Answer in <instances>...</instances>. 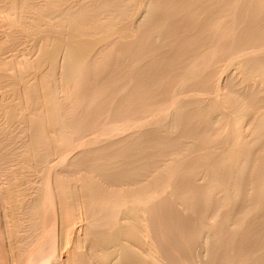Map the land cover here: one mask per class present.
I'll return each mask as SVG.
<instances>
[{
    "label": "bare ground",
    "instance_id": "6f19581e",
    "mask_svg": "<svg viewBox=\"0 0 264 264\" xmlns=\"http://www.w3.org/2000/svg\"><path fill=\"white\" fill-rule=\"evenodd\" d=\"M50 1H51V3L47 6V8L43 12H42V8H41L42 6H40V9L38 8V6H35L36 2L33 4L34 5L33 6V5H30L32 2L28 3L27 0H10V3L9 4L7 3V5H8L7 7H4V5H1L2 0L0 2V5L3 6V7L0 6V17L2 18V20H0L1 21L0 22V124H1L0 126H2L1 127L2 130L6 129L5 131L7 132V133H5V131L1 132L2 135L0 136V139L5 134L7 135L6 137H8V133H9L8 131H11L10 133H12L13 126L17 127L18 122H20V124L18 123V125H21V122L24 123L25 128L21 125V127H23V128L20 129L19 128L20 126H19L18 129H20L19 131H21V130L25 131V129H26V131L29 133V135L27 136L25 134V133H27L26 131H25V133L23 132V134H25L28 137V139L26 140L27 143L24 142V140H23V142L20 141L21 143H19L20 145L18 147L15 146V147H17L18 152H19L17 154H20V152H21V150L19 151V149H23L22 148L23 143L28 145V147H30V151H31V152L30 151H28V152H30L31 155L27 154L28 153L27 150H29L28 147H27L28 148L27 150L24 149L25 150L24 154L30 156L29 161L30 160L32 161V163H30L31 161L29 162L30 163L29 169L31 168V165L33 164L35 167V168H33V169H35L34 171H37V173H38L39 172L38 170H40V172L42 173L41 178H40L41 180H38V182L40 181L39 182L40 186H39V184L36 186V187L39 186L40 189L35 188V189L39 190L40 192L38 194L36 193L37 195L33 194L36 196H34V198L31 199L29 197L30 195L28 194L29 190L28 191L26 190L27 188L25 189L24 192H21L22 191L21 187L24 186L23 183L27 182V180L25 179L26 181L25 182L22 181V183H21V181H20L21 177L17 176V174L15 175V173L19 172L18 170H20V168H23V167L25 168V166L23 165L22 167H20L17 170L18 165H20V164L22 165V163H23L22 162V163H19L17 165V163H18L17 160L21 159V157L16 159V161H17V163L15 162L16 164H13L14 163L13 160H15V159L12 160L13 161V163H12V162H10V158H9V163L13 164L11 166L9 165L11 168L14 167V165H17V167L15 166L16 168H12L13 171L16 169L14 174H12V170L10 171L11 176L9 173H6V172H9L8 170H10L11 168H5V167H7V165L3 167L5 169H8L7 171L5 170L6 171L5 173L4 172L3 173L7 177H9V179H7V181H6V179L4 178L6 176L2 175L3 176L2 178L0 176V178H1L0 179V190L4 191V192H2L3 194L0 195V196H2V198L0 197L1 198L0 202L3 201L2 203L4 204V205H2V203H0V208L2 206H4V207H2L3 210H2L1 216L3 218L2 221H3L4 225L6 226V227L4 226L3 228L5 229V231L7 229V231H8L7 237L9 236L8 238H10V240H6V242L7 241L9 242L8 244L5 242V245H6L5 246V252H6L5 256L7 257V261H5V262H7L8 264L9 263L12 264L14 262L21 260L22 261L21 264L22 263L23 264H164V261H163L164 259H162V256L161 255L158 256V254H157L158 253L157 251H159V250L156 251L154 244H152L153 242L149 243L147 241V237H149L148 236L149 234L147 231H149L148 228H150V225H151L147 220V214H148V212L150 213V211H151V208H150L151 206H149L148 204L155 197L166 192L168 190V188L172 185L174 178L178 177L180 175V172H178V169H179V166L177 165L178 163L173 165L172 167L169 166L170 167L169 168L168 165H171L172 163L171 164L166 163L165 156L167 154L170 155L169 157L171 159L169 158V160L172 161L175 158L182 157L185 154V152L186 153L188 152L186 150H189V151L198 150L197 146L195 147V145L194 146L193 145H184L183 142H181L180 144L179 143L177 144V143H175L176 139L174 141L175 144L173 142H171L168 144L163 143V145L162 144L160 145L159 143L161 141H159V140L161 138H159V136H157V135H156V138L154 137L156 139L155 140V139H152L150 137L144 138L145 134L142 135L143 137L139 136V138H138V136H136V137H134L135 139H132V138H129L131 136L128 134L129 136L126 138L127 140L126 139H125L126 141L124 140V142H125L124 145H123L121 139H120L121 143H122L121 146H120V143L117 144V143L113 142V144L116 145V149H115V146L112 145L111 142H109V144L111 143V146L109 147L107 145L106 147L108 149H111V148H113L112 146H114L113 149H115V150L113 151L111 149L112 151H111V153L108 152V153H110V154L107 153L108 155H105V153H103L101 150H97L98 148L97 149H95V147L91 148V149H93V151L96 150L97 152L98 151L100 152L99 154L101 156L100 157L101 159L98 158L97 161L94 160L93 161L94 163L91 162L92 164H95V165H91L90 166L91 169L88 168L89 175L87 174V176L89 178H91L93 173L96 174L95 171L97 169L99 171V168H102L101 171H103V172L101 174H103L102 176H103L104 180L108 177V179H107L108 183H107V181H103V179H101V181H100L101 183H100L98 180L100 177L99 176H98V178L95 177L97 174L98 175L100 174V172L99 173L97 172L96 175H93L95 179L97 178L96 179L97 181L94 180V178L88 179V177L86 176L85 178L83 177V179L81 178L80 182L78 181L79 182L78 185L75 184L76 183L75 182L74 183L75 185L70 186V185H67L69 182L68 183H67V181L64 182V180H63L64 177H61V175H63L64 172L62 173L61 170L59 171L58 169L60 167H62L65 163H67V160L69 159V157L70 158L72 157L71 154L75 150L77 151V149L79 147L81 148L85 145L87 146L89 143L95 144V143L101 142L102 140L104 142L105 139H107V138L111 139L109 137H113V136L116 138L117 135H119V137H120L121 133H126L128 131L140 130L141 128L149 125L151 121H152V123H153V121L157 122V123H162L163 126L165 127V130H162L163 132H161V133L164 134V132L169 133L171 131H175L176 129L179 130V127H181V125H179V123L182 122V119L184 116H187L190 123L195 122L197 124L196 125L197 128L195 127V125H193V126L188 125L187 127L183 128L181 133H182V135H192V136L193 135L199 136L200 134H202V132H204V131H202V130H204V128H202V127L203 126L206 127V125L208 126V127H206V129L210 128L209 130H211L213 132L218 128L220 129V127L222 125L224 126L225 129L237 128V126H239V125H242V126L247 125L246 123L241 124L242 120L244 121L250 114V113H248V116H247L246 109H249L250 107H247L249 102H248V100H245L244 98L240 102L239 101H237L236 103L233 102L234 104H230L231 106L229 105V107L226 106L228 109L225 107L226 110H228L227 113L231 117V119H229L230 118L229 117L228 118L229 121L226 120V122L224 121L225 120L224 115L226 113L223 112L224 111L223 109L221 112H219L220 111V110H218L219 107H213V108H216L215 111L218 110V112H219V113H217V112L214 113L213 111L212 112L208 111V110L212 109V107H210L208 110H203L204 108L200 109L198 106L197 107L194 106V102H192V106H190L189 108L185 106L186 104H183L184 99L188 95H195V94L200 95L199 93H201V91H197L196 86L198 85L197 83H199L198 77L199 76L202 77V75H200L201 74L200 69L204 68L205 66H208V64L211 65L209 63L210 59H208V57L210 56V58H211L214 55L218 54V52L222 53V51L221 52L218 51L220 48V45H221V49H222V42L225 41L227 38L228 39L233 38L231 36L233 33H234L233 34L234 37H237L236 35L238 33L235 32L236 31V24L238 22V19L241 17H239V16L234 17V9L236 7L238 8L239 3L241 1L240 0H217V2H215V4H214L215 5L214 8L216 10L215 16L211 15V16H213V18L208 20V21H205L206 27L211 28V29H220L221 27H224V24H227V23H229L230 26H228L227 28L224 27L223 28L224 30L218 31L219 33H217V37H216L214 43L211 46L208 45L209 47H205L207 49L205 50L204 53H202V55L197 56V54L196 55L193 54V55H191V58L189 57L190 58V60L188 61L189 64L187 63V66L186 67L184 66L185 68L183 69V71L177 75L178 77L176 76V79H174V81L176 80L175 83L179 84V85L174 84L178 88L176 86H175L176 88L170 87L171 92L169 91V97H168V93H167V99H164L160 102L159 101L158 102L152 101L148 104L146 103V105L145 104L140 105L139 107H137V109H138L137 111H135L134 113H133V111L135 109L132 111L133 114L131 116H124V112H122L123 114L120 115V117H118V116L114 117L112 115V118H110L111 115L109 114V117H106V118L103 117L104 119H99V122L98 121L95 122L96 123V124L94 123L95 126L92 125V127H91V125H90L89 126L90 132L88 131L89 133H84L81 136L80 135L77 136V134L80 132V130L77 131V129H80L79 127L81 126L80 122L77 123L78 121H80L78 119L80 117L79 116H70V113L72 111H75L78 108L79 104L85 103L88 99H91V101H92V98L95 97L94 95H90V92L88 95L83 96L78 91V89L82 86V83L84 81L83 79H85V77H88V76H86V74L83 73V71H85L87 64H89L88 59L92 55H95V53L98 50L101 51V49H104L107 46L109 47V45L111 46L113 43H116L117 41H121L122 39H124L127 36L126 35V32H128L127 30L131 26H132V28H134L133 27L134 24L136 25L135 29H137L138 27H143V25H146L149 27L151 14L154 13L153 12L154 10L158 9L160 11L161 6H159L160 4H158V2H156V0H78V1L76 0L77 2H74L71 6H67V7H65L66 4L64 5V3L62 2L63 0H61L62 3L60 1H58L59 2L58 3L56 0H50ZM200 1H202V0H200ZM39 2H41V0ZM4 3L6 4L5 1H4ZM66 3H68V2H66ZM69 3H71V1H69ZM180 3H181V1H180ZM187 3H189V2H187ZM210 3H212V2H210ZM261 4L262 3H260V4L258 3V5L252 7V13H254L256 10H258V7ZM249 5H250V3H249ZM186 6H187V4H185L182 7L189 9V7H186ZM200 6H202V5H200ZM206 6L207 5H205V7ZM44 7H45V5L43 6V8ZM203 7L204 6H202L201 9H203ZM210 7H212V6H210ZM261 7H263V6H261ZM197 8H199V7H197ZM173 9L174 8H171L170 10L174 11ZM208 9H207V11H209ZM249 12H251V11H249ZM255 13H257V12H255ZM173 14H174V12H173ZM239 14H240V12H239ZM245 14L247 15V13H245ZM200 15H201V13H200ZM28 16H33V19L30 20V17H28ZM55 16H57V18ZM61 16H62V18L57 20ZM171 16H172V14H171ZM191 16H193L195 18L194 15H191ZM5 17H10L11 22L8 23L5 20L8 23V24H6L5 21H3V19ZM27 17H28L30 22H26ZM186 17H188V15H186ZM190 18H192V17H190ZM194 18H193V20H194ZM249 18H250V21H252L251 19H253V18H251V17H249ZM195 19H197V18H195ZM203 19H204V17H203ZM243 19H245V18H243ZM243 19H241V20H243ZM55 20H57V22ZM248 20H247V22H248ZM257 20H258V18H257ZM226 21H229V22L226 23ZM252 22L255 24H253L252 26H251V24H248L249 28H250V26L255 27L256 21H252ZM245 23H246V21H245ZM152 24H154V23H152ZM257 25H259V24H257ZM157 26H159V25H157ZM199 27H201V26H199ZM241 27H242V25H241ZM152 28H153V26H152ZM256 28L258 29L260 27L256 26ZM155 29H157V28H155ZM25 30L28 31V34L27 33L24 34V36L26 35V37L22 38L21 32H24ZM138 30H139V28H138ZM259 30L260 29H258V32H256L257 34L254 32L251 33V35L253 34L252 35L253 38L250 37L251 39H248V38L244 39L241 36H240L241 39L239 37L237 38V40L235 39L237 43L239 42L242 44L240 45L238 43V45H235V47H233L231 53L229 51V53H230L229 58L227 57L228 59H226L228 62L222 68H220V73H219V70L217 68L216 72L219 73V74H216L217 76H215L216 72H214L213 75L215 77V80L213 81L214 77H212L213 79H211V80L214 83H216L217 92H216V94H212V95H215L217 97L218 95H220V91L221 92L225 91L224 89H222V87L224 85L221 82H223V78L227 77L228 74L231 75L230 74L231 71H229L230 68H232L234 66V64H236L238 61H240V60L242 61V59L245 60L246 57L250 58L249 56H251V57L256 56L253 54H257L258 56H260L262 58H258V59L252 58L251 61H249L250 63H247L246 65L244 64V66H241V67L236 66V68H241V71H242V69H243L242 67H244V68H246L245 72L247 70L250 71V72L247 71L249 76L245 75L242 77V78L245 77V80L251 81V83H253L252 80L254 81V83H255V81L256 82L258 81L257 84L259 82H260V84H261V82L264 83V55H263L264 54V27L262 26L261 30L260 31ZM240 31H243V30H240ZM149 32H152V31H149ZM185 32H187V30ZM201 32H202V30L199 31V33H201ZM136 34L134 33V36L138 35V34L137 35ZM150 34L153 35V33H150ZM249 34L250 33L246 34V35H248L246 37H249ZM254 34H256V35L254 36ZM196 35H198V34H196ZM196 35L193 34L194 37H198ZM202 35H203V33H202ZM205 36H207V35H205ZM159 37H160V35H159ZM188 37H190V35L187 36V38ZM148 38H150V37H148ZM191 38H192V35H191ZM191 38H189V39H191ZM211 38H213V36ZM214 38H215V36H214ZM132 39H134V37ZM181 39H183V38L181 37ZM198 39H202V37L201 38L198 37ZM169 41H171V39ZM186 41H188V40L185 39V42ZM193 41H195V40H193ZM209 42H210V40H209ZM23 43H24V45L29 46L28 47L29 52H30L29 54L35 53V55L34 54L33 55L36 58V60L32 61L33 59L32 60L26 59V56H24L25 61L26 60L32 61L30 63L31 69L30 70L28 69V71H26L27 69L24 71L23 67H25V66H22V65H24V62H25L24 60H22L24 58H23L22 52L20 50L21 49L20 47ZM131 43H133V41ZM211 43H212V40H211ZM145 45H146V43H145ZM145 45H143V46H145ZM224 45H226V44L223 42V46ZM205 46H207V45H205ZM231 47H228V48H231ZM28 48H27V52H28ZM224 48L226 49L227 46ZM23 49H24V47H23ZM24 50H22V51H24ZM199 50H201L200 47H199ZM227 50H225V51H227ZM202 52H203V50H202ZM141 53H142V51H141ZM141 53H139V55ZM191 53H193V52H191ZM227 53L224 52L222 55L223 56H224V54L227 55ZM36 55L38 58L36 57ZM261 55H263V56H261ZM100 57H102V56H100ZM216 57H219V56L217 55ZM27 58H29V55ZM91 58H93V57H91ZM106 58H108V57H106ZM106 58H104V59H106ZM224 59H225V57H224ZM215 61H216V59H215ZM242 63L239 62V64H241V65H242ZM163 64H165V63L163 62ZM27 66L29 67V64H27ZM90 68H91V66H90ZM87 69H88V67H87ZM205 69H206V67L204 68V70ZM85 72H87V71H85ZM159 72H160V70H159ZM212 73L213 72L211 71V74ZM137 74H138V71H137ZM238 74H236V76ZM148 75H149V73H148ZM205 75H207V73ZM134 76H132V77H134ZM144 76H145V74H144ZM246 76H248V77H246ZM123 77H124V75L122 76V78ZM141 77H143V76H141ZM194 77L198 78V82L196 83L197 85L194 87V89H192V87H190L191 89H188L190 84L193 82L192 78H194ZM249 77L251 78V80H249L250 79ZM122 78L120 75V77L118 79H122ZM202 78H204V75ZM228 78H230V77H227V79ZM153 79H152V81H153ZM227 79L225 78V80H227ZM194 80H195V78H194ZM88 81H89V79H88ZM190 81H191V83L188 85V83ZM205 81H207V80H205ZM212 81H210V82L212 83ZM244 82L245 81L242 80L241 84ZM121 83H123V82H121ZM205 83H207V82H205ZM226 83L227 82H225L224 84H226ZM254 83H253V86H255ZM116 84H114V85H116ZM199 84H201V83H199ZM235 84H237V83L235 82ZM91 85L94 86L96 84H94V85L91 84ZM148 85H149V83H148ZM180 85L184 86V88L182 86L179 87ZM261 85H263V84H261ZM96 86H98V84ZM99 86H100V84H99ZM204 86H203V88L207 87V89H208L209 86H211V85H209V86L207 85L205 87ZM229 86H232V85L230 84ZM229 86H226V88ZM121 87H119V88L121 89ZM245 87H246V85H245ZM255 87H257V86H255ZM104 88L105 87L103 85L102 89L104 90ZM138 88H141V89L136 91L137 94L140 93V98H143L145 94L147 95V91H145V90H147L146 87H138ZM91 89H93V87ZM95 89H93V90H95ZM105 89H108V88L106 87ZM207 89H199V90H202V93H204L203 90H205L206 91L205 94L207 96V93H209V91L207 92ZM213 89L214 88L212 87V90ZM229 89H230V87H229ZM140 90H141V92H138ZM247 90H246V92L249 91V90L248 91ZM261 90H262V88H261ZM132 91H131V93H133ZM234 91H236V90H234V89H233V91L228 90V92H230V95H231V92H234ZM83 92H85V91H83ZM149 92H148V94H149ZM165 92H168V90ZM242 92H245V89ZM254 92H256V90H254ZM96 93H97V91H96ZM250 93L252 94L253 91L251 90ZM101 94L99 95V99L101 98L100 97ZM205 94H202V95L205 96ZM255 94L259 95V92H258V94L257 93H255ZM141 95H142V97H141ZM226 95L227 94H225L224 96H226ZM103 96L104 95H102V97ZM135 96H133V98L130 97L131 99H133L132 100L133 103L137 99V98L134 99ZM137 96H139V94ZM224 96H222V97H224ZM235 96H236V98L239 97L237 95H235ZM244 96H246V95H244ZM97 97H98V95H96V98H94V99H97ZM117 98H118V96H117ZM124 98H125V96H124ZM201 98H203V97L201 96ZM211 98H212V96L209 97L208 100ZM262 98L264 99V97H262ZM130 100H129V103L131 102ZM195 100H193V101H195ZM126 101H128V100H126ZM185 101H187V100H185ZM221 101H222V99H221ZM249 101H252V98ZM256 101H257V98L254 99V102H256ZM124 102L125 101H123L122 103L120 102L121 108H119V110L122 109L123 106H127V103L125 102L126 104H124ZM215 102H217V101H215ZM220 103L221 102H219L217 104H220ZM200 104H202V102L199 103L198 105H200ZM213 104L216 105V103H211V105H213ZM225 104H227L226 101H225ZM260 104H261V102L257 106L258 108H259ZM223 105H224V102H223ZM135 106L131 105L132 109ZM203 106L205 107L206 105H203ZM250 106H253V105H250ZM257 107H256V109H257ZM261 107H263V106L261 105ZM128 108L130 109V107H128ZM253 108H255V106H253ZM23 109H26V110L29 109V110L22 115L21 113H22ZM99 109H100V107H99ZM125 109H127V108H125ZM251 109H252V107H251ZM119 110H118V113H120ZM258 110H260V108ZM258 110H256V111H258ZM130 111H131V109L129 110V113L131 114ZM259 112L262 113V117L260 116L261 120H260V122H258V125L257 126L254 125L257 127V129L253 130V132L255 131L254 135L256 138L261 134L262 130L264 129V107H263V110H261ZM129 113L126 112L125 114L130 115ZM81 114H82V112H81ZM253 115H255V114H253ZM258 115H257V117H258ZM257 117L255 119H257ZM18 119H19V121H18ZM252 120H253V118H252ZM16 121H18V122L16 123ZM249 121L247 123L251 124L252 122L249 123ZM76 123L78 124V126L79 125L80 126L78 127ZM183 123H184V121H183ZM256 127H254V128H256ZM7 129H9V130H7ZM91 129H92V131H91ZM160 129H162V128H160ZM14 130H15V127H14ZM236 130H239V129H236ZM242 130L245 131V132H243V134L247 132L246 128H245V130L244 129H242ZM247 130H251V129L248 128ZM216 131L214 132L215 134H217L218 132L223 133V131H220V130L217 133H216ZM230 131L231 130H229V132ZM213 132L211 133V135H214ZM225 132H226V130H225ZM18 133L20 134V132H18ZM161 133H160V135H162ZM263 133H264V131H263ZM158 134H159V132H158ZM202 135H204V133ZM26 136H24V138H26ZM235 136H237V137L234 138L232 140V142L230 141L231 146L229 147V151H227L226 155H220L218 159H212L211 160L208 158L209 159V162H208V159L206 158L207 159L206 160L205 157L210 156V158H211V155H214L216 152H214V154H211L213 151L209 152L211 155L208 153L203 154L204 160L199 159V161H202V160L205 161L206 160L207 163L205 161L204 163H206V164H204L202 161V164L204 165V167L200 169V171L202 173L195 178V181H198V180L202 181V179H204V178H206V179L210 178L211 179V182L208 183V185L206 184V187L203 186V192H204V187L206 189H207V187H209V188L206 190V192H204L205 194H203V200L204 201L201 199L203 202H205V205H207L208 207L211 206L210 203H212L213 200L217 196H220V198H218V199L221 200L222 196L220 194L222 193L221 191H223L222 194H223L224 198H223L222 202L224 205H228L226 210L224 211V215H223L225 221H229L231 219V217L234 215L233 214L234 211L229 206L230 202L234 203L233 202L234 200L240 199V197L242 196L241 194L244 193V192H242L243 191L242 187H243L245 179L248 176L253 175L254 173L257 175V182L254 180L256 182V185L254 187L252 185V187L257 188L256 191L258 194H256V195L258 198H257V200H255L256 202L253 201L255 203V205H253V206H257V207H261V208L264 207V156H262L263 158H261L259 156L260 158L255 160V161H257V163H255L253 161H252L253 163H251V159H250L251 149L249 150L247 148V146H245V142L247 141L248 138L247 139L244 138L243 135H241V134H238ZM249 136H251V135H249ZM124 137H126V136L124 135ZM262 137L263 136H261V138ZM14 138H16V136ZM21 138H22V136H21ZM128 138H129V140H128ZM158 138H159V140H157ZM210 138H211V136H210ZM226 138H227V136H226ZM3 139L5 141V136L3 137ZM19 139H20V137H19ZM206 139L207 138H205V140H203V141L199 140V142L201 141L203 143L206 141ZM221 139H222V137H221ZM1 142H2V139H1ZM5 142L0 143V144L5 146L4 145ZM12 142H15V141L13 140ZM12 142H10V145L5 146V148L9 149V146H11ZM263 142H264V140H263ZM263 142H261L260 146H262V144H264ZM107 143H108V141H107ZM16 144H18V141ZM25 144H24V146L26 147ZM130 144L135 146V149L134 148L133 149L136 152L135 151L132 152L133 150L130 149L131 153L129 154V152H127V151L129 150L128 148H130V146H131ZM189 144H190V142H189ZM216 144H215V146H216ZM220 144L221 143H219V145H217V146H220ZM13 145H12L11 149L13 148ZM137 145L139 147H141L142 149L144 148V151L142 152V149H137ZM249 145H251V144H249ZM252 145H253V143H252ZM123 146L126 147L127 150L126 149L122 150L121 147L123 148ZM203 146H205L204 144L201 147L205 148ZM224 146H225V144H224ZM224 146H222V148ZM207 147L208 146H206V148ZM102 148H99V149H102ZM249 148H250V146H249ZM258 148L259 147H257V149ZM263 148H264V145H263V147H260V149H263ZM17 149H16V152H17ZM199 149H200V147H199ZM146 150L150 153H147ZM204 150H202V151H204ZM212 150H213V148H212ZM252 150H254V148H252ZM96 151L94 153H96ZM104 151L106 152L105 149H104ZM108 151H110V150H108ZM16 152H15V154H16ZM90 152H92V151H90ZM204 152H206V151H204ZM222 153H224V152H222ZM24 154H23V156H24ZM13 155H14V153H13ZM26 155H25V157L27 158ZM200 155H201V153H200ZM197 156H199V154ZM12 157H14V156H12ZM97 157H99V155ZM26 158L23 160V157H22L21 161L23 160L24 162H26ZM103 159H104V161H102L103 163H101L100 161ZM21 161H19V162H21ZM27 162H28V160H27ZM27 162L23 163V164H27ZM82 162H84V160ZM98 162H100V163H98ZM175 162H176V160H175ZM182 162H184V160ZM184 163H186V162H184ZM0 164H1V162H0ZM7 164H8V162H7ZM257 164H260V167H258L259 165L256 166ZM89 165H90V163H89ZM199 165H200V163H199ZM0 167H1V165H0ZM87 167H89V166H87ZM33 169L31 168V171H33ZM91 170L92 171L95 170V171L92 172V174H91V172H90ZM0 171L2 173V170H0ZM3 171H4V169H3ZM16 171H18V172H16ZM31 171H30V173H31ZM7 174H9V176ZM22 174L23 173L21 170V173L18 175H22ZM34 174L35 173H33V175ZM149 174L150 175L154 174L153 180L147 181V179L144 178V181H143L142 177L149 175ZM104 175H106V176L104 177ZM10 177H11V179H13L12 182L10 183L11 186H9V188L10 187L12 188L11 190L8 189L9 182L11 181ZM3 178L5 181L2 180ZM36 178H38V177H36ZM8 180H10V181H8ZM22 180H24V179L22 178ZM93 180L95 181V183L96 182H97V184L99 183V185L93 183L94 182ZM191 180H193V179H191ZM28 181H29V179H28ZM102 181H103V183H102ZM30 183L25 184V185H28L30 187V185H32ZM104 183H107V184H104ZM198 183H199V181H198ZM198 183L196 185L202 184V183H199V184ZM12 184L14 186H12ZM20 184H23V186H21ZM70 184H72V183H70ZM122 184H125V187H126V184H128V186L130 185L132 187H130L126 191H122L123 190V188H121L123 186ZM184 184H185V186L188 185L187 182ZM189 184H191V183H189ZM209 184H211L212 186L210 187ZM33 185H35V184H33ZM6 187L8 190H4ZM181 188L183 189V186H181ZM35 189H33V190L36 192ZM178 190L181 191V189H178ZM178 190H177V192H179ZM8 191H10L11 193L10 192L8 193ZM26 191H27V193H25ZM23 193H25L24 195L26 197H27V194L29 195L28 198L31 200V201L29 200L30 201L29 203L26 202L28 200L26 197L25 198L22 197ZM9 194H11V195H9ZM33 195L31 197H33ZM199 195H202V194L200 193ZM252 195H253V193H252ZM196 196H197V191L195 189H193V188L192 189H185L179 193L178 203L181 205V208L183 207L182 209H184V210L192 209V207H193L192 203L194 202L193 198ZM23 199L24 200L26 199V201H25L26 203L24 201H22ZM246 200H248V199H246ZM191 201H193V202H191ZM216 201L219 202L217 199H216ZM21 202H24V204H21ZM217 202H215V205ZM25 204H27V206ZM212 205H214V204H212ZM148 206L150 208V211L148 210ZM208 207L205 210V213L203 211L202 215H204V216L207 215L206 217H210V218L220 217V219H221V216H219V214H217V212L214 211V209L210 210L211 208L209 209ZM213 207H217V206H213ZM220 207L221 206H219V208ZM249 207H247V208H249ZM219 208H216L217 211ZM222 209H225V207L224 208L222 207ZM235 209H237V208H235ZM259 209L260 208H258V210ZM249 210H250V208H249ZM249 210H247V211H249ZM262 210L260 209V211H262ZM220 211H221V209H220ZM220 211L218 213H220ZM18 212H19V214H18ZM245 212H246V210H245ZM263 213H264V211H263ZM248 214H249V212H248ZM23 215H26V223H25V219L23 218ZM260 215H261V213H260ZM245 216H247V214ZM250 217H252V216H250ZM247 221H248V219H247ZM212 222H213V220H212ZM201 225L202 226H199V227L196 226V229L194 230L192 235L195 234L196 236L197 235H199L200 237L202 236L203 237V238L201 237L203 239L202 244L204 243L205 244L204 246H206L207 243L209 242V236L212 233H214L213 231L214 230L216 231V229H213V230H210L208 228L205 229V226H204L205 224L201 223ZM24 226H25V228H24ZM1 228H2V225H1ZM212 228H213V226H212ZM4 229L1 232H5ZM4 237H6V236H4ZM7 237H6V239H7ZM202 239H201V241H202ZM261 240H262V238H261ZM2 246H4V244ZM83 246L86 248L85 250L82 248ZM63 248L66 249V251H67L66 254L62 253V251L64 250ZM251 250H250V252H251ZM203 251H207V248L204 249ZM259 251L264 252L263 250H260V249H259ZM262 252H261V256H262ZM0 253H1V251H0ZM206 253H204V254H206ZM7 254H8V256H7ZM1 256H3V253L1 254ZM261 260H262L261 263H258V264H262V262L264 263V259H261ZM2 262H4V261H2ZM5 262H4V264H5ZM17 263H19V262H17ZM239 264H240V262H239Z\"/></svg>",
    "mask_w": 264,
    "mask_h": 264
},
{
    "label": "rangeland",
    "instance_id": "374dc122",
    "mask_svg": "<svg viewBox=\"0 0 264 264\" xmlns=\"http://www.w3.org/2000/svg\"><path fill=\"white\" fill-rule=\"evenodd\" d=\"M4 1L6 2V4L4 3ZM40 1V0H39ZM38 0H27V2L28 3H31L30 5H33L35 2H36V5L35 6H38V8L40 9V6H42L41 8H42V12L47 8V6L51 3V1L50 0H41V2H39ZM57 2L58 1H60L61 2V0H56ZM69 1H71V3H69ZM73 1V2H72ZM78 1V0H77ZM76 0H63L62 2L64 3V5H65V7H67V6H71L74 2H77ZM173 1V2H172ZM180 1H181V3H180ZM156 0V2H158V4H160L159 6H161L160 7V11L157 9V10H154L153 12V14H151V17H150V24H149V27L148 26H146V25H143V27H138L139 28V30L141 31H139L138 30V28L137 29H135V27H136V25L134 24L133 25V27L134 28H132V26L127 30L128 32H126V37L124 38V39H122L121 41H117L116 43H113L111 46L109 45V47L107 46V47H105L104 49H101V51L100 50H98L96 53H95V55H92L91 57H93V58H89L88 60V62H89V64H87V66H86V68H85V71H87V72H85V71H83V73L84 74H86V76H88V77H85L84 75V77H85V79H83L84 81H83V83H82V86L78 89V91H79V93H81V95H83V96H86V95H88L89 94V92H90V95H94L95 97L94 98H96V95H98V97H97V99H94V98H92V101H91V99H88L85 103H81V104H79V106H78V108L75 110V111H72L71 113H70V116H79L80 118H78L80 121H78L77 123H79L80 122V127L78 126V124H77V126L80 128V129H77V131H79L80 130V134L78 133L77 134V136L78 135H82V134H84V133H89L90 132V128H89V126L91 125V127H92V125H94V123L95 122H99V119H104L103 117H109V114L111 115L110 116V118H112V115L114 116V117H116V116H118V117H120V115H122L123 113L122 112H124V116H131L135 111H137L138 109H137V107H139L140 105H146V103L148 104V103H150V102H152V101H162V100H164V99H167V93H168V97H169V91L171 90V88L170 87H175L178 83H175L176 82V80L174 81V79H176V76L180 73V72H182L183 71V69L187 66V63H188V61L190 60V58H191V55H193V54H197V56H199V55H202V53H204L205 52V50L207 49V48H205V47H209V46H211L213 43H214V41H215V39H216V37H217V33H219L218 31H221V30H224L223 28L224 27H228V26H230V24L229 23H227V22H229V21H226V23L227 24H224V27H221L220 29H211V28H208V27H206V24H205V21H208V20H210V19H212L213 18V16H215V12H216V10H215V2H217V0H202V1H200V0ZM189 2V3H187V2ZM241 2L239 3V6H238V8L236 9H234V17L235 16H239V17H241V18H239L238 19V22H237V24H236V33H238L236 36L237 37H234V33L231 35L233 38H227L225 41H223L226 45H224L223 46V42H222V49H221V45H220V48H219V50L218 51H222V53H219L218 52V54H216V55H214L213 57H211L210 58V56L208 57V59H210L209 60V63L212 65H209L208 64V66H205L206 67V69L204 70V68H201L200 70V75H202V77H203V75H204V78H202L201 76H199L198 78H199V83H201V84H199V83H197L198 82V78H196V77H194L195 78V80H194V78H192V83H191V81L188 83V85L190 84V86H189V88L188 89H191L190 87H192V89H194V87L196 86L197 87V91H201V93H199L200 95H197V94H195V95H188L185 99H184V103L183 104H186L185 106L186 107H190V106H192V102H194V106H198L200 109H203V110H208L210 107H212V109H210V110H208V111H210V112H214V113H219V112H221L222 111V109L224 110L223 112H225L224 114V116H225V122H226V120L227 121H229V119H231V117H230V115L227 113V111L228 110H226V108L227 107H229V105L230 104H234V103H236L237 101H242L243 100V98L245 99V100H248V105H247V107H250L249 109H246V113H247V116H248V113H250L249 114V116L243 121L242 120V123L241 124H247V125H245V126H242V125H239V126H237V128H231V129H225L224 128V126L222 125L221 127H220V129L218 128V129H216L215 131H216V133L220 130V131H223V133L222 132H218L217 134H215L213 131H211V130H209L210 128H207L206 129V127H208L207 125H206V127L205 126H203L202 128H204V130H202V131H204V132H202V134L204 133V135H202V134H200L199 136H197V135H182V130H183V128L184 127H187L188 125H195V127L197 128V124L194 122V123H190V121H189V119L187 118V116H184L183 117V119H182V122H180L179 123V125H181V127H179V130H175V131H171V132H169V133H165L164 132V134H162L161 132H163L162 130H165V127L163 126V124L162 123H157V122H154L153 121V123H152V121L150 122V124L149 125H147L146 127H143V128H141L140 130H132V131H128V132H126V133H121L120 134V137H119V135H117L116 136V138L113 136V137H109V138H111V139H105L104 140V142H103V140L101 141V142H98V143H87L88 145L86 146H83V147H79L78 149H77V151L75 150L72 154H71V158L69 157V159L67 160V163H65L62 167H60L58 170L60 171L61 170V172L63 173L64 172V174L63 175H61V177H64V182H66L67 181V185H75V184H77L78 185V183L80 182V179L82 178L83 179V177L85 178L86 176H87V174L89 175V171H88V168H90L91 169V165H95V164H92V163H94L93 161L95 160V161H97V159L99 158V159H101L100 157V152L98 151H96V150H94L93 151V149H91V148H94L95 147V149H97V150H101L103 153H105V155H108V154H110L111 153V151L113 150H115L116 149V145L115 144H113V142L114 143H120V146L122 145V143H123V145H124V140L130 135L131 137H129V138H132V139H135L134 137H136V136H138V138H139V136L141 137L142 135H144V138H148V137H150V138H152V139H155L156 138V135L157 136H159V138H161L160 140H159V138L157 139V140H159V141H161L159 144L161 145H163V143H165V144H168V143H171V142H173L174 143V141H175V139H176V141H175V143H181V142H183V144L184 145H195V147L197 146V148H198V150H193V151H189V150H186V151H188L187 153L185 152V154L182 156V157H178V158H175V159H173L172 161L171 160H169V156L170 155H166L165 156V161H166V163H168V164H171V165H168V167L170 166V167H172L173 165H175V164H177L178 166H179V169H178V172H180V175L178 176V177H175L174 178V180H173V183H172V185L168 188V190L166 191V192H164V193H162L161 195H159V196H157V197H155L148 205L149 206H151L150 208H151V211H150V208H149V206H148V210L150 211V213L148 212V214H147V220H148V222L151 224L150 225V228H148L149 229V231H147L148 232V236L149 237H147V241L149 242V243H151V242H153L152 244H154V246H155V248H156V251L157 250H159V251H157L158 253V256L159 255H161L162 256V259H164L163 261H164V264H239V262H240V264H258V263H261V259H264V252H262V251H259V249L260 250H263L264 251V213H263V211H264V207H257V206H253V205H255V203L254 202H256L255 200H257V195L256 194H258L257 193V188L255 187V188H253L255 185H256V182H257V175L254 173L253 175H251V176H248L246 179H245V181H244V184H243V187H242V189H243V191L242 192H244V193H242L239 197H240V201L239 200H234L233 202L234 203H232V202H230V204H229V206L231 207V209L234 211H232L233 212V214L235 215H233L232 217H231V219L229 220V221H225V219H224V211L226 210V208H227V206L228 205H224L223 204V198H224V196H223V191H221L219 194L222 196V198H221V200H219L218 198H220V196H217L214 200H213V202L215 201V202H217L216 201V199L219 201V202H217L216 203V205H215V202L213 203L212 201V203H210V205L213 207V206H217V207H211V206H207V205H205V202H203L204 200H203V194H205L204 192H206V190L209 188V187H207V189L205 188L206 187V184L208 185V183H210L211 182V179L210 178H204V179H202V181H200V180H198L199 181V183H202V184H199L198 183V181H195V178L197 177V176H199L202 172L200 171V169L201 168H203L204 167V165L202 164V161L204 160V158H203V154H210L209 152H212L211 154H214V152H216L214 155H211V158H210V156L209 157H205V159L207 158H209V159H218L219 158V156L220 155H226L227 154V151H229V147L231 146V143H230V141L232 142V140L234 139V138H236L237 136H235V135H238V134H241V135H243V137L244 138H248L247 139V141L245 142V146H247V148L250 150L251 149V151H250V159H251V163H253V162H255V163H257V161H255V160H257L258 158H263L262 156H264V148L263 149H260V147H263V145L264 144H262V146H260L261 145V142H263V140H264V133H263V131H264V129L262 130V132H261V134L256 138L255 137V135H254V132H253V130H255V129H257V125H258V122H260V118L262 117V113H260L259 111H261V110H263V107H264V99L262 98V97H264V83L263 82H261V84H263V85H261L260 84V82L257 84V82L255 81V83H254V81L252 80V82L254 83V85L255 86H257V87H255V86H253V83H251V81H248V80H245V77L244 78H242L243 76H245V75H248V73H247V71H249V70H247L246 72H245V70H246V68H244V67H242L243 69H242V71H241V68H236V66H244V64L246 65L247 63H250L249 61H251V59L252 58H255V59H258V58H262V57H260V56H258L257 54H253V55H256V56H249L250 58H248V57H246V59L244 60V59H242V61L240 60V61H238L236 64H234V66L232 67V68H230V70L229 71H231L230 72V74L231 75H229L228 74V76L227 77H230V78H228L227 79V77H225L227 80H225V78H223V82L225 83V82H227L226 84H224L223 82H221L224 86L222 87V89H224L225 91H223V92H221L220 91V95H218L217 97L215 96V95H212V94H216V92H217V89H216V83H214L213 81L215 80V77H214V72H216L217 71V68H218V70H219V73H220V68H222L228 61L226 60V59H228L229 58V55H230V53H231V51H232V49H233V47H235V45H238V43L236 42V40H237V38L239 37L240 39H241V37L242 38H248V39H251L250 37H252V35H251V33H256V32H258V29H260L261 30V27L263 26L264 27V1L263 0H240ZM0 2H1V0H0ZM56 2V3H57ZM61 2V3H62ZM66 2H68V3H66ZM172 2V3H171ZM203 2V3H202ZM210 2H212V3H210ZM3 3V4H2ZM7 3L9 4L10 3V0H2V2H1V5H4V7H7L8 5H7ZM59 3V2H58ZM163 3V4H162ZM171 3V4H170ZM174 3V4H173ZM176 3V4H175ZM206 3V4H205ZM208 3V4H207ZM249 3H250V5H249ZM253 3V4H252ZM258 3L260 4V3H262L259 7H258V10H256L255 12H257V13H252V7H254V6H256V5H258ZM68 4V5H67ZM173 4V5H172ZM185 4H187V6L186 7H189V9L187 8H185V7H182V6H184ZM0 5V6H1ZM45 5V7L43 8V6ZM63 5V6H64ZM168 5V6H167ZM170 5V6H169ZM182 5V6H181ZM196 7H195V6ZM200 5H202V6H204L203 7V9H201V7L202 6H200ZM205 5H207L206 7H205ZM252 5V6H251ZM34 6V5H33ZM192 6V7H191ZM210 6H212V7H210ZM261 6H263V7H261ZM1 7H3V6H1ZM166 7V8H165ZM179 7V8H178ZM197 7H199V8H197ZM159 8V7H158ZM163 8V9H162ZM171 8H174L173 10L174 11H172V10H170ZM196 8V9H195ZM209 8V9H208ZM261 8V9H260ZM263 8V9H262ZM162 9V10H161ZM207 9L209 10V11H207ZM251 9V10H250ZM171 12H170V11ZM260 10V11H259ZM162 11V12H161ZM193 11V12H192ZM248 11V12H247ZM249 11H251V12H249ZM173 12H174V14H173ZM213 12V13H212ZM239 12H240V14H239ZM172 14V16H171V14ZM190 15H189V14ZM198 13V14H197ZM200 13H201V15H200ZM204 13V14H203ZM242 13V14H241ZM245 13H247V15L245 14ZM167 16H166V15ZM169 15V16H168ZM186 15H188V17H186ZM191 15H194L195 16V18H197V19H195L193 16H191ZM211 15H213V16H211ZM244 15V16H243ZM28 17H30V20L31 19H33V16H28ZM28 17L26 18L27 20H26V22H30L29 21V19H28ZM56 18H57V16H55ZM178 17V18H177ZM186 17V18H185ZM190 17H192V18H190ZM203 17H204V19H203ZM249 17H251V18H253V19H251L252 21H256V25H255V27L253 28V27H251L253 24H255V23H253L252 21H250V18ZM261 17V18H260ZM62 18V16L61 17H59L57 20H59V19H61ZM190 18V19H189ZM193 18H194V20H193ZM238 18V17H237ZM243 18H245V19H243ZM249 20H248V19ZM257 18H258V20H257ZM263 18V19H262ZM241 19H243V20H241ZM0 20H2V18L0 17ZM7 21L8 23H10L11 22V18L10 17H5L4 19H3V21ZM57 20H55L56 22H57ZM246 21V23H245V21ZM247 20H248V22H247ZM260 20V21H259ZM5 21V23L6 24H8L7 22ZM183 21V22H182ZM199 21V22H198ZM1 22V21H0ZM119 22V21H118ZM117 22V23H118ZM162 24H161V23ZM152 23H154V24H152ZM207 23V22H206ZM261 23V24H260ZM186 24V25H185ZM204 24V25H203ZM248 24H251V26H250V28L248 27L249 25ZM257 24H259V25H257ZM263 24V25H262ZM157 25H159V26H157ZM241 25H242V27H241ZM262 25V26H261ZM146 26V27H145ZM152 26H153V28H152ZM199 26H201V27H199ZM256 26L257 27H260V28H256ZM145 27V28H144ZM171 27V28H170ZM239 27V28H238ZM241 27V28H240ZM155 28H157V29H155ZM146 29V30H145ZM245 29V30H244ZM137 32H136V31ZM152 31V32H149V31ZM154 30V31H153ZM157 30V31H156ZM187 30V32H185ZM195 30V31H194ZM202 30V32L201 33H199V31H201ZM226 30V29H225ZM240 30H243V31H240ZM259 30V31H260ZM14 31V30H13ZM12 31V32H13ZM131 31V32H130ZM148 31V32H147ZM166 31V32H165ZM247 31V32H246ZM140 32V33H139ZM147 32V33H146ZM161 32V33H160ZM170 32V33H169ZM207 32V33H206ZM28 34V31L27 30H25L24 32H21V35H22V38L24 37H26V35L24 36V34ZM134 33L137 35V36H134ZM143 33V34H142ZM150 33H153V35L152 34H149ZM202 33H203V35H202ZM216 33V34H215ZM248 33H250L249 34V37H246V36H248V35H246V34H248ZM155 34V35H154ZM162 34V35H161ZM170 34V35H169ZM183 36H182V35ZM193 34L194 35H196V34H198V35H196V36H198L199 38H201L202 37V39H198V37H194L193 36ZM207 35V36H205V35ZM211 36H210V35ZM257 34V33H256ZM256 34H254V36L256 35ZM159 35H160V37H159ZM185 35V36H184ZM190 35V37H188L187 38V36H189ZM191 35H192V38H191ZM200 35V36H199ZM251 35V36H250ZM140 36V37H139ZM183 38V39H181V37ZM213 36V38H211ZM214 36H215V38H214ZM241 36V37H240ZM134 37V39H132ZM148 37H150V38H148ZM165 37V38H164ZM132 40H131V39ZM139 40H138V39ZM189 38H191V39H189ZM253 38V37H252ZM171 39V41H169ZM185 39L186 40H188V41H186L185 42ZM236 39V40H235ZM156 40V41H155ZM184 40V41H183ZM193 40H195V41H193ZM209 40H210V42H209ZM211 40H212V43H211ZM232 40V41H231ZM133 41V43H131ZM177 41V42H176ZM205 41V42H204ZM146 43V45H145V43ZM149 42V43H148ZM236 42V43H235ZM176 43V44H175ZM189 43V44H188ZM134 44V45H133ZM145 45V46H143V45ZM240 45L242 44V43H239ZM166 45V46H165ZM205 45H207V46H205ZM209 45V46H208ZM148 46V47H147ZM227 46V48L225 49L224 47H226ZM232 46V47H231ZM23 47H24V49H23ZM29 46L28 45H24V43L21 45V52H22V56H23V58H24V56H26V59H30V60H32V61H34V60H36V58H35V53H33V54H29L30 52H29V48H28ZM199 47L201 48V50H199ZM228 47H231V48H228ZM27 48H28V52H27ZM142 48V49H141ZM228 49V50H227ZM22 50H24V51H22ZM118 50V51H117ZM120 50V51H119ZM147 50V51H146ZM197 50V51H196ZM202 50H203V52H202ZM225 50H227V51H225ZM104 51V52H103ZM128 51V52H127ZM141 51H142V53H141ZM160 51V52H159ZM190 51V52H189ZM229 51H230V53H229ZM122 52V53H121ZM127 52V53H126ZM141 53L140 55H139V53ZM191 52H193V53H191ZM227 53V55L226 54H224V56L222 55L223 53ZM125 53V54H124ZM138 53V54H137ZM145 53V54H144ZM180 53V54H179ZM110 54V55H109ZM135 54V55H134ZM162 54V55H161ZM28 55H29V58H27L28 57ZM32 55V56H31ZM38 55V54H37ZM37 55H36V57H37ZM104 55V56H103ZM128 55V56H127ZM157 57H156V56ZM219 56V57H216V56ZM222 55V56H221ZM264 55V54H263ZM263 55H261V56H263ZM100 56H102V57H100ZM112 56V57H111ZM153 56V57H152ZM180 56V57H179ZM258 56V57H257ZM31 57V58H30ZM34 57V58H33ZM98 57V58H97ZM106 57H108V58H106ZM137 59H136V58ZM155 57V58H154ZM190 57V58H189ZM223 57V58H222ZM224 57H225V59H224ZM228 57V58H227ZM38 58V57H37ZM104 58H106V59H104ZM122 58V59H121ZM153 58V59H152ZM216 59V61H215V59ZM149 59V60H148ZM212 59V60H211ZM222 61H221V60ZM22 60H24L25 61V58L24 59H22ZM30 60H26L25 62H24V65H22V66H25V67H23V69H24V71L26 70V71H28V69L30 70L31 68H30V63L32 62V61H30ZM137 60V61H136ZM139 60V61H138ZM175 60V61H174ZM226 60V61H225ZM126 61V62H125ZM219 61V62H218ZM246 63H245V62ZM93 62V63H92ZM163 62L165 63V64H163ZM239 62L240 63H242V65L241 64H239ZM181 63V64H180ZM213 63V64H212ZM27 64H29V67L27 66ZM120 64V65H119ZM132 66H131V65ZM189 64V63H188ZM114 65V66H113ZM153 65V66H152ZM176 65V66H175ZM215 65V66H214ZM27 66V67H26ZM90 66H91V68H90ZM151 66V67H150ZM178 66V67H177ZM185 66V67H184ZM87 67H88V69H87ZM94 67V68H93ZM160 67V68H159ZM163 68V69H162ZM87 69V70H86ZM248 69V68H247ZM130 70V71H129ZM145 70V71H144ZM159 70H160V72H159ZM235 72H234V71ZM94 71V72H93ZM129 71V72H128ZM135 71V72H134ZM137 71H138V74H137ZM143 71V72H142ZM158 71V72H157ZM162 71V72H161ZM211 71L213 72L212 74H211ZM233 71V72H232ZM145 72V73H144ZM151 72V73H150ZM250 72V71H249ZM89 73V74H88ZM122 73V74H121ZM143 73V74H142ZM147 73V74H146ZM148 73H149V75H148ZM207 73V75H205ZM218 72H216L215 73V76H217L216 74H219ZM239 73V74H238ZM136 74V75H135ZM142 74V75H141ZM144 74H145V76H144ZM236 74H238L237 76H236ZM241 74V75H240ZM100 75V76H99ZM120 75H121V78H122V76L124 75V77L122 78V79H118L119 77H120ZM135 75V76H134ZM147 75V76H146ZM212 75V76H211ZM233 75V76H232ZM236 77H235V76ZM132 76H134V77H132ZM140 76V77H139ZM141 76H143V77H141ZM210 76V77H209ZM249 76V75H248ZM248 76H246V77H248ZM83 77V78H84ZM139 77V78H138ZM178 77V76H177ZM206 77V78H205ZM212 77H214V79L212 78ZM154 78V79H153ZM171 78V79H170ZM173 78V79H172ZM250 78V77H249ZM248 78V79H249ZM87 79V80H86ZM88 79H89V81H88ZM124 79V80H123ZM145 81H144V80ZM149 79V80H148ZM152 79H153V81H152ZM170 79V80H169ZM211 79H213V81L211 80ZM247 79V78H246ZM121 82H123V83H121ZM138 80V81H137ZM205 80H207V81H205ZM209 80V81H208ZM245 81L244 83H242L241 84V81ZM249 80H251V78L249 79ZM129 83H127V82ZM150 81V82H149ZM160 81V82H159ZM172 81V82H171ZM201 81V82H200ZM205 81V82H207V83H203V82ZM210 81H212V83L210 82ZM248 81V82H247ZM87 82V83H86ZM233 82V83H232ZM235 82L237 83V84H235ZM117 83V84H116ZM125 83V84H124ZM148 83H149V85H148ZM155 83V84H154ZM173 85H172V84ZM197 83V84H196ZM205 85V86H209V85H211V86H209V88L207 89V87H205L203 84ZM89 86H88V85ZM91 84H98V86H99V84H100V86L98 87V86H96V85H94V86H92ZM107 84V85H106ZM114 84H116V85H114ZM164 84V85H163ZM174 84H176V85H174ZM232 85V86H229V85ZM103 85H104V87L106 88H108V89H105L104 88V90L102 89V87H103ZM106 85V86H105ZM135 85V86H134ZM143 85V86H142ZM148 85V86H147ZM179 85V84H178ZM245 85H246V87H245ZM251 85V86H250ZM84 86V87H83ZM97 88H96V87ZM122 86V87H121ZM134 86V87H133ZM152 86V87H151ZM166 86V87H165ZM182 85H180L179 87H181ZM203 86L205 87V88H203ZM226 86H229L230 87V89H229V87H227L226 88ZM244 86V87H243ZM93 87V89H95V90H93V89H91ZM119 87H121V89L119 88ZM138 87H146V89L147 90H145V91H147V95L145 94L144 95V97L143 98H140V93H138L139 94V96H137L138 94H137V90H139V89H141V88H138ZM177 87V86H176ZM175 87V88H176ZM183 88H184V86H182ZM212 87L214 88L213 90H212ZM119 90H118V89ZM167 88V89H166ZM174 88V89H175ZM178 88V87H177ZM241 88V89H240ZM261 88H262V90H261ZM114 89V90H113ZM143 89V88H142ZM161 89V90H160ZM199 89H207V92L209 91V93H207V96H206V94H205V90H203V92L204 93H202V90H199ZM221 89V90H222ZM233 89L234 90H236V91H234V92H231V95H230V92H228V90L230 91V90H232L233 91ZM243 89V90H242ZM244 89H245V92H242V91H244ZM249 91H248V90ZM112 90V91H111ZM133 90V91H132ZM168 90V92H165V91H167ZM240 90V91H239ZM246 90L248 91V92H246ZM251 90L253 91V93L251 94L250 92H251ZM254 90H256V92H254ZM83 91H85V92H83ZM96 91H97V93H96ZM131 91L133 92V93H131ZM150 91V92H149ZM196 91V92H197ZM211 91V92H210ZM214 93H213V92ZM83 92V93H82ZM110 92V93H109ZM138 92H141V90L140 91H138ZM148 92H149V94H148ZM171 92V91H170ZM258 92H259V95H256L255 93H257L258 94ZM102 93V94H101ZM104 93V94H103ZM131 93V94H130ZM165 93V94H164ZM233 93V94H232ZM101 94V98L99 99V95ZM120 94V95H119ZM123 94V95H122ZM131 96H130V95ZM137 94V95H136ZM202 94H205V96L204 95H202ZM225 94H227L226 96H224ZM262 94V95H261ZM102 95H104L103 97H102ZM128 95V96H127ZM136 95V96H135ZM235 95H237V96H239V97H237L236 98V96ZM244 95H246V96H244ZM117 96H118V98H117ZM123 96V97H122ZM124 96H125V98H124ZM131 98H133V96H135V98L134 99H136L135 100V102L133 103V99H131ZM196 96V97H195ZM201 96L204 98H201ZM212 96V98L211 99H209L208 100V98L209 97H211ZM221 96V97H220ZM222 96H224V97H222ZM229 96V97H228ZM262 96V97H261ZM129 97V98H128ZM141 97H142V95H141ZM195 97V98H194ZM261 97V98H260ZM200 98V99H199ZM242 98V99H241ZM252 98V101H249L250 99ZM257 98V101L256 102H254V99H256ZM128 100V101H126V100ZM131 99V100H130ZM190 99V100H189ZM197 101H196V100ZM221 99H222V101H221ZM236 99V100H235ZM129 100L132 102H130L129 103ZM143 100V101H142ZM185 100H187V101H185ZM193 100H195V101H193ZM207 100V101H206ZM219 100V101H218ZM263 102H262V101ZM105 103H104V102ZM123 101H125L126 103H127V106H123L122 107V109H120L119 110V108H121V105H120V102L122 103ZM215 101H217V102H215ZM225 101H226V103L227 104H225ZM124 102V104H126ZM202 102V104H200V105H198L199 103H201ZM204 102V103H203ZM210 102V103H209ZM219 102H221L220 104H217V103H219ZM223 102H224V105H223ZM230 102V103H229ZM234 102V103H233ZM254 102V103H253ZM261 102V104H260V106H259V108H260V110H258L259 108L257 107L258 105H259V103ZM190 103V104H189ZM209 103V104H208ZM211 103H216V105L215 104H213V105H211ZM229 103V104H228ZM118 104V105H117ZM123 104V105H124ZM136 106H135V105ZM131 105L132 106H135V107H133V109H132V107H131ZM203 105H206L205 107L203 106ZM250 105H253V106H255V108H253V106H250ZM261 105L263 106V107H261ZM227 106V107H226ZM231 106V105H230ZM99 107H100V109H99ZM117 107V108H116ZM128 107H130V109H131V114L129 113V108ZM213 107H219V109L218 110H220L219 112H218V110H216L215 111V109L216 108H213ZM226 107V108H225ZM246 107V108H247ZM251 107H252V109H251ZM256 107H257V109H256ZM125 108H127V109H125ZM125 109V110H124ZM135 109V110H134ZM228 109V108H227ZM29 109H23L22 110V115L24 114V113H26L27 111H28ZM118 110H119V112L120 113H118ZM134 110V111H133ZM256 110H258V111H256ZM132 111H133V113H132ZM81 112H82V114H81ZM129 113L130 115H126L125 113ZM222 112V113H223ZM256 112V113H255ZM77 113V114H76ZM80 114V115H79ZM117 114V115H116ZM228 114V115H227ZM253 114H255V115H253ZM259 114V115H258ZM100 115V116H99ZM215 115V114H214ZM257 115H258V117H257ZM261 116V117H260ZM230 117V118H229ZM257 117V119H255ZM229 118V119H228ZM252 118H253V120H252ZM259 119V120H258ZM250 120V121H249ZM18 121H19V119H18ZM18 121H16V123L18 122ZM183 121H184V123H183ZM249 121V123H251V124H248L247 122ZM256 122V123H255ZM15 123V124H16ZM19 124H20V122H18ZM18 123H17V127L16 126H13V128H12V133H10L11 131H8L9 133H8V137H6L7 135L5 134V135H3L2 137H1V139H2V142H1V139H0V143H3V142H5L4 143V145L5 146H7V145H10V142H12L13 140L15 141V142H12L11 143V146H9V149H7V148H5V146H3L2 144H0L1 146H0V162H1V169L0 170H2V173L4 172H6L8 169H5V168H11L10 166L11 165H13V164H16L17 163V161H18V163H17V165L19 164V163H26L27 162V160H28V162H27V164H23L22 163V165L20 164V165H18V168H17V170L20 168V167H22L23 165L25 166V168L23 167V168H20V170H18V171H16V172H18V173H15V170L13 171V169L12 168H16L17 167V165H14V167H12L10 170H8L9 172H6V173H9L10 174V176H11V170H12V174H14L15 173V175L17 174V176H20L21 178V183H22V181H26L27 180V182H25V183H23L24 184V186H23V184H20L21 186H23V187H21L22 188V191L21 192H24L25 191V189L28 191V194L30 195H28L27 194V197L24 195L25 193H27V191L25 192V193H23L22 194V197H26L28 200L26 201V199L24 200H22V201H26V202H30L31 200L28 198V196L31 198V199H33L34 198V196H36L40 191L39 190H37V189H35V188H39V186H40V181L38 182V180H41L40 178H41V175H42V173L40 172V170H38L39 172L37 173V171H34L35 169H33V168H35L34 167V165L32 166L31 165V168L33 169V171H31V168L29 169V166H30V163H32V161L30 162L29 161V158H30V156H28V155H31V151H30V147H28V145H26L25 143H23V145H22V148L23 149H19V151L21 150V152H20V154H17V153H19L18 152V149H17V147L20 145L19 143H21V142H23V140H24V142H26L27 143V139H28V135H29V133L26 131V129H25V131L27 132V133H25V131H19L20 129H22L25 125H24V123H22L21 122V125L23 126V127H21V125H18ZM157 123V124H156ZM96 124V123H95ZM1 125V124H0ZM254 125H256V126H254ZM20 126V127H19ZM95 126V125H94ZM163 126V127H162ZM242 126V127H241ZM2 126H0V133L1 132H4L5 130L3 129L2 130V128H1ZM14 127H15V130H14ZM18 127L20 128V129H18ZM82 127V128H81ZM150 127V128H149ZM162 128V129H160V128ZM254 127H256V128H254ZM25 128V127H24ZM164 128V129H163ZM245 128H246V133H244L243 134V132H245V131H243L242 129H244L245 130ZM251 129V130H247V129ZM10 129V128H9ZM9 129H7V130H9ZM18 129V130H17ZM93 129V128H92ZM92 129H91V131H92ZM155 129V130H154ZM236 129H239V130H236ZM17 130V131H16ZM24 130V129H23ZM225 130H226V132H225ZM228 130V131H227ZM229 130H231L230 132H229ZM89 131V132H88ZM145 131V132H144ZM177 131V132H176ZM17 132V133H16ZM18 132H20V134L18 133ZM23 132L27 135H25V134H23ZM158 132H159V134H158ZM176 132V133H175ZM213 132V134L214 135H211V133ZM253 134H252V133ZM5 133H7L6 131H5ZM157 133V134H156ZM160 133L162 134V135H160ZM18 134V135H17ZM129 134V135H128ZM170 134V135H169ZM230 134V135H229ZM2 135V133L0 134V136ZM20 135V136H19ZM122 135V136H121ZM124 135L126 136V137H124ZM223 135V136H222ZM232 135V136H231ZM234 135V136H233ZM249 135H251V136H249ZM5 136V141H4V139H3V137ZM11 136V137H10ZM16 136V138H14ZM21 136H22V138H21ZM24 136H26V138H24ZM147 136V137H146ZM167 136V137H166ZM192 136V137H191ZM210 136H211V138H210ZM226 136H227V138H226ZM261 136H263L262 138H261ZM19 137H20V139H19ZM123 137V138H122ZM143 137V136H142ZM155 137V138H154ZM179 139H178V138ZM221 137H222V139H221ZM8 138V139H7ZM129 138H128V140H129ZM181 138V139H180ZM198 138V139H197ZM205 138H207L206 139V141L205 142H199V140H205ZM261 138V139H260ZM18 141V144H16L17 143V141ZM19 139V140H18ZM22 139V140H21ZM118 141H116V140ZM122 140V143H121V140ZM220 139V140H219ZM253 139V140H252ZM12 140V141H11ZM127 140V139H126ZM125 140V141H126ZM156 140V139H155ZM189 140V141H188ZM195 140V141H194ZM21 141V142H20ZM107 141H108V143H107ZM132 141V140H131ZM216 141V142H215ZM228 141V142H227ZM261 141V142H260ZM109 142H111L112 143V145H114L115 146V149H113L114 148V146H112L113 148H111V149H108L106 146L108 145L109 147L111 146V143L109 144ZM185 142V143H184ZM189 142H190V144H189ZM210 142V143H209ZM218 142V143H217ZM227 142V143H226ZM174 143V144H175ZM217 143V144H216ZM219 143H221L220 144V146H217V145H219ZM225 144V146H224V144ZM252 143H253V145H252ZM264 143V142H263ZM24 144L26 145V147L24 146ZM158 144V145H159ZM182 144V145H183ZM205 145V146H203V147H205V148H202L201 146L202 145ZM215 144H216V146H215ZM248 144V145H247ZM249 144H251V145H249ZM12 145H13V148L11 149V147H12ZM131 146H130V148H128L129 150L127 151V152H129V154L131 153V151H130V149L131 150H133L132 152H134L135 150V146L134 145H132V144H130ZM3 146V147H2ZM15 146H17V147H15ZM25 148H24V147ZM119 146V145H118ZM129 146V145H128ZM206 146H208L207 148H206ZM213 146V147H212ZM222 146H224L223 148H222ZM249 146H250V148H249ZM15 147V148H14ZM21 147V146H20ZM29 148V150H27L28 148ZM103 147V148H102ZM106 147V148H105ZM139 146L137 145V149H142L141 147H139ZM199 147H200V149H199ZM257 147H259L258 149H257ZM3 148V149H2ZM5 148V149H4ZM99 148H102V149H99ZM134 148V149H133ZM212 148H213V150H212ZM252 148H254V150H252ZM14 149V150H13ZM16 149H17V152H16ZM27 150V152L28 151H30V152H26L28 155H26V154H24V152H25V150ZM104 149L106 150V152L104 151ZM110 150V151H108V150ZM121 149L122 150H124V149H126L127 150V148L126 147H124L123 146V148L121 147ZM204 150V151H206V152H204V151H202V150ZM228 149V150H227ZM260 149V150H259ZM4 152H3V151ZM23 150V151H22ZM215 150V151H214ZM90 151H92V152H90ZM96 151V153L99 155V157H97L98 155L96 154V153H94ZM144 151V148L142 149V152ZM224 152V153H222V152ZM226 151V152H225ZM254 151V152H253ZM15 152H16V154H15ZM101 152V153H102ZM108 152H110V153H108ZM136 152V151H135ZM146 152L147 153H150V152H148L147 150H146ZM220 152V153H219ZM3 153V154H2ZM11 155H10V154ZM13 153H14V155H13ZM22 153V154H21ZM93 153V154H92ZM108 153V154H107ZM200 153H201V155H200ZM218 153V154H217ZM23 154H24V156H23ZM199 154V156H197ZM253 156H252V155ZM19 155V156H18ZM25 155L27 156V158L25 157ZM97 155V156H96ZM12 156H16L15 158L14 157H11ZM185 156V157H184ZM260 156V157H259ZM5 157V158H4ZM8 157V158H7ZM19 157H21V159H22V157H23V160L26 158V162H24L23 160L21 161V159H18ZM4 158V159H3ZM9 158H10V162H12L13 163V161H14V163L12 164V163H9ZM74 158V159H73ZM168 158V159H167ZM7 159V160H6ZM13 159H15V160H13ZM16 159H18L17 161H16ZM171 159V158H170ZM199 159L201 160V159H203L202 161H199ZM206 159V160H207ZM209 159H208V162H209ZM6 160V161H5ZM13 160V161H12ZM80 160V161H79ZM84 160V162H82V161ZM175 160H176V162H175ZM184 160V162H186V163H184V162H182ZM190 160V161H189ZM205 160V161H206ZM19 161H21V162H19ZM102 161H104V159L103 160H101L100 162L101 163H103ZM197 163H196V162ZM205 161H203V163L205 162ZM253 161V162H252ZM7 162H8V164H7ZM16 162V163H15ZM30 162V163H29ZM77 162V163H76ZM92 162V163H91ZM100 162H98V163H100ZM200 163V165H199V163ZM89 163H90V165H89ZM96 163V162H95ZM174 163V164H173ZM206 163H207V161H206ZM206 163H204V164H206ZM5 164V165H4ZM190 164V165H189ZM7 165V167H5V168H3L4 166H6ZM10 165V166H9ZM259 165V166H258ZM16 166V167H15ZM66 166V167H65ZM87 166H89V167H87ZM202 166V167H201ZM256 166H258V167H260V164H257ZM28 167V168H27ZM65 167V168H64ZM87 167V168H86ZM169 167V168H170ZM64 168V169H63ZM3 169H4V171H3ZM101 169L102 168H99V171H98V169L95 171V170H91L90 172H91V174H92V172H94L95 171V173L97 174V172L99 173L100 172V174L103 172V171H101ZM183 171H182V170ZM186 169V170H185ZM190 169V170H189ZM193 169V170H192ZM6 170V171H5ZM21 170H22V175H18V174H20L21 173ZM64 170V171H63ZM67 170V171H66ZM71 170V171H70ZM29 171V172H28ZM30 171H31V173H30ZM28 172V173H27ZM200 172V173H199ZM0 173H1V171H0ZM0 174V176H1V178L3 177V176H6L4 173L3 174ZM33 173H35L34 175H33ZM151 173V172H150ZM153 173V172H152ZM188 173V174H187ZM9 174H7L8 176H9ZM66 174V175H65ZM90 174V175H91ZM96 174H92V176H91V178H89L88 176V179H93L94 178V176L93 175H96ZM96 175L95 177H97L98 178V176L100 177L98 180H99V182L101 181V179H103V181H107V179H108V177L104 180V178H103V174H101V175ZM185 176H184V175ZM3 175V176H2ZM28 175V176H27ZM33 175V176H32ZM75 175V176H74ZM23 176V177H22ZM27 176V177H26ZM82 176V177H81ZM106 175H104V177H105ZM148 176V177H147ZM191 176V177H190ZM255 176V177H254ZM36 177H38V178H36ZM183 177V178H182ZM0 178V179H1ZM5 179H6V181H7V179H9V177H4ZM4 178L2 179V180H4ZM22 178L24 179V180H22ZM96 178V179H97ZM144 178L145 179H147V181L148 180H153V178H154V174H149V175H146V176H143L142 177V179H143V181H144ZM182 178V179H181ZM26 179V180H25ZM28 179H29V181H28ZM68 179V180H67ZM95 178H94V180H96ZM191 179H193V180H191ZM11 180V181H10ZM10 180H8V181H10L9 182V185H8V189H12L11 187L9 188V186H11L10 185V183L12 182V180L13 179H11V177H10ZM93 180V181H94ZM247 180V181H246ZM256 182H255V181ZM5 181V180H4ZM38 183H37V182ZM79 181V182H78ZM97 181V180H96ZM103 181H102V183H103ZM146 181V180H145ZM150 181V182H151ZM184 181V182H183ZM189 181V182H188ZM192 181V182H191ZM250 181V182H249ZM31 182V183H30ZM76 182V183H75ZM187 182V184L189 185H186L185 186V184L184 183H186ZM195 182V183H194ZM199 184V185H196L197 183ZM28 183H30V184H32V185H30V187L28 186V185H25V184H28ZM37 183V184H36ZM70 183H72V184H70ZM75 183V184H74ZM93 183H95V181L93 182ZM101 183V182H100ZM107 183H108V181H107ZM107 183H104V184H107ZM189 183H191V184H189ZM33 184H35V185H33ZM39 184V186L38 187H36L37 185ZM95 184H97V182L95 183ZM196 186H195V185ZM246 184V185H245ZM97 185H99V183L97 184ZM123 186L121 187V188H123V190L122 191H126V190H128L130 187H132V186H128V184H126V187H125V184H122ZM210 185V187L212 186L211 184H209ZM252 185H253V187H252ZM12 186H14L13 184H12ZM27 186V187H26ZM181 186H183V189L181 188ZM193 186V187H192ZM195 186V187H194ZM203 186H205L204 187V192H203ZM189 187V188H188ZM191 187V188H190ZM252 187V188H251ZM125 188V189H124ZM195 189L196 191H197V196L196 197H194L193 198V201H191V202H193L192 203V206L194 207H192V209H188V210H184V209H182L181 208V205L178 203V196H179V193L181 192V191H183V190H185V189ZM7 189V187L4 189V190H8ZM33 189H35L36 190V192L33 190ZM40 189V188H39ZM178 189H181V191H179ZM32 190V191H31ZM177 190L179 191V192H177ZM199 190V191H198ZM1 192H0V195H2L3 193L2 192H4V191H2V190H0ZM38 191V192H37ZM202 191V192H201ZM10 191H8V193H9ZM11 193V192H10ZM32 193V194H31ZM37 193V194H36ZM202 194V195H199V194ZM252 193H253V195H252ZM33 194H36V195H33ZM218 194V195H219ZM9 195H11V194H9ZM24 195V196H23ZM33 195V197H31ZM199 196V197H198ZM1 198H2V196H0ZM1 198H0V200H1ZM157 198V199H156ZM203 201H202V200ZM246 199H248V200H246ZM30 200V201H29ZM196 200V201H195ZM254 201V202H253ZM3 201H1L0 203H2ZM24 202H21V204H24ZM25 202V203H26ZM153 202V203H152ZM236 202V203H235ZM27 203V204H28ZM204 203V204H203ZM222 203V204H221ZM27 204H25L26 206H27ZM212 204H214V205H212ZM2 205H4L3 203H2ZM195 205V206H194ZM203 205V206H202ZM219 206H221L220 208H219ZM250 206V207H249ZM2 207H4V206H2ZM2 207L0 208V251H1V253H0V256H1V254L3 253V256H1L0 257V264H4V262L5 261H7V257L5 256V242H6V240H10V238H8L7 237V229H6V231H5V229L3 228L5 225H4V223H3V218H2ZM207 207L210 209V210H212V209H214V211H216L217 212V214H219V216H221V219H220V217H214V218H210V217H206L207 215H202L203 214V211H204V213H205V210L207 209ZM222 207L224 208L225 207V209H222ZM233 207V208H232ZM247 207H249L250 208V210H249V208H247ZM216 208H219L218 209V211H217V209ZM235 208H237V209H235ZM258 208H260L262 211H260V209L258 210ZM220 209H221V211H220ZM246 210V212H245V210ZM223 210V211H222ZM247 210H249V211H247ZM220 211V213H218ZM239 214H238V213ZM248 212H249V214H248ZM256 212V213H255ZM260 213H261V215H260ZM18 214H19V212H18ZM247 214V216H245V215ZM237 215V216H236ZM20 216V215H19ZM218 216V215H217ZM241 216V217H240ZM244 216V217H243ZM250 216H252V217H250ZM150 217V218H149ZM236 217V218H235ZM2 218V219H1ZM23 218L25 219V223H26V215H23ZM207 219V220H206ZM209 219V220H208ZM213 220V222H212V220ZM243 219V220H242ZM247 219H248V221H247ZM250 219V220H249ZM224 220V221H223ZM241 220V221H240ZM247 222H246V221ZM255 220V221H254ZM221 221V222H220ZM234 221V222H233ZM237 221V222H236ZM243 221V222H242ZM154 222V223H153ZM220 222V223H219ZM231 222V223H230ZM200 223V224H199ZM201 223H204L205 225V229L206 228H208V229H210V230H213V229H216V231L214 230L213 232L214 233H212L210 236H209V242L207 243V247L206 246H204L205 244L203 243L202 244V242H203V237L201 238L199 235H195V234H193L192 235V233L194 232V230L196 229V226L197 227H199V226H202L201 225ZM209 223V224H208ZM227 223V224H226ZM250 223V224H249ZM1 225H2V228H1ZM25 225V224H24ZM208 225V226H207ZM212 226H213V228H212ZM6 227V226H5ZM24 228H25V226H24ZM3 229H4V231L5 232H1V231H3ZM230 229V230H229ZM225 230V231H224ZM4 233V234H3ZM191 233V234H190ZM4 236H6L7 237V239H6V237H4ZM151 236V237H150ZM260 237V238H259ZM240 238V239H239ZM261 238H262V240H261ZM200 239V240H199ZM201 239H202V241H201ZM233 239V240H232ZM260 239V240H259ZM228 240V241H227ZM230 240V241H229ZM147 242V243H148ZM7 244L9 243L8 241L6 242ZM4 244V246H2ZM261 245V246H260ZM254 246V247H253ZM3 247V248H2ZM262 247V248H261ZM84 250L86 249L84 246L82 247ZM207 248V251H203L204 249H206ZM249 248V249H248ZM64 249V250H63ZM62 250V253H64V254H66V249L65 248H63ZM252 249V250H251ZM250 250H251V252H250ZM255 250V251H254ZM4 251V252H3ZM161 251V252H160ZM207 252V253H206ZM259 252V253H258ZM261 252H262V256H261ZM204 253H206V254H204ZM245 255V256H244ZM7 256H8V254H7ZM196 258V259H195ZM244 259V260H243ZM234 260V261H233ZM2 261H4V262H2ZM223 261V262H222ZM225 261V262H224ZM17 262H19V263H17ZM17 262H14V263H12V264H21V260L20 261H17ZM227 262V263H226ZM232 262V263H231ZM237 262V263H236ZM245 262V263H244ZM7 262H5V264H6ZM8 264V263H7ZM9 264H11V263H9ZM23 264V263H22ZM262 264H264L263 262H262Z\"/></svg>",
    "mask_w": 264,
    "mask_h": 264
}]
</instances>
